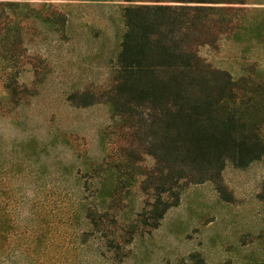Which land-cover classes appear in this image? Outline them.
<instances>
[{
	"label": "rangeland",
	"instance_id": "rangeland-1",
	"mask_svg": "<svg viewBox=\"0 0 264 264\" xmlns=\"http://www.w3.org/2000/svg\"><path fill=\"white\" fill-rule=\"evenodd\" d=\"M137 3L202 4L214 7L212 18L225 14L213 40L194 48L231 77L220 103L264 142V0H0L3 208L11 212L26 196L72 232L89 226L77 225L70 201L80 193L97 201L96 227L65 264H264V151L245 165L226 158L212 178H179L157 191L151 181L161 163L139 138L144 125L106 100L124 7ZM108 180L111 197L101 185L94 199L90 182ZM158 197L157 209L167 207L152 225Z\"/></svg>",
	"mask_w": 264,
	"mask_h": 264
},
{
	"label": "trees",
	"instance_id": "trees-1",
	"mask_svg": "<svg viewBox=\"0 0 264 264\" xmlns=\"http://www.w3.org/2000/svg\"><path fill=\"white\" fill-rule=\"evenodd\" d=\"M213 8L167 3L124 7L127 28L117 54L118 71L105 97L116 114L137 117L138 127L144 125L139 138L148 142V153L161 163L160 175L151 181L157 191L179 178H212L226 158L245 165L264 151V142L256 132L245 131V121L220 103L228 95L231 77L209 67L195 51V44L211 42L223 28L225 14L210 17ZM144 108L149 119H143ZM91 184L94 199L99 197L101 185L108 191L103 197H111L110 180ZM85 188L83 181L78 189L82 192ZM85 196L80 193L70 202L76 212L74 221L87 223L89 228L72 232L59 223L60 218L49 220L40 201L22 196L13 200L9 212L0 200V264H65L62 261L77 257L76 250L97 225V201L90 204ZM25 202L27 208L22 212L19 207ZM159 203L158 197L152 225L167 207L162 203L157 209Z\"/></svg>",
	"mask_w": 264,
	"mask_h": 264
}]
</instances>
